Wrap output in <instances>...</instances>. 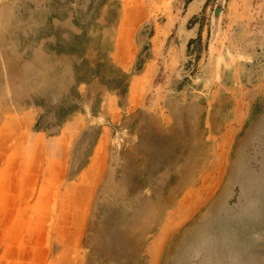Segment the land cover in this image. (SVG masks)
Here are the masks:
<instances>
[{
  "label": "rangeland",
  "instance_id": "374dc122",
  "mask_svg": "<svg viewBox=\"0 0 264 264\" xmlns=\"http://www.w3.org/2000/svg\"><path fill=\"white\" fill-rule=\"evenodd\" d=\"M0 264H264V0H0Z\"/></svg>",
  "mask_w": 264,
  "mask_h": 264
},
{
  "label": "bare ground",
  "instance_id": "6f19581e",
  "mask_svg": "<svg viewBox=\"0 0 264 264\" xmlns=\"http://www.w3.org/2000/svg\"><path fill=\"white\" fill-rule=\"evenodd\" d=\"M213 200H214V199H212L211 202H212ZM211 202H210V203H211ZM181 206H182V205H181ZM181 208H182V207H181ZM181 208H180V209H181ZM194 209H195V208H194ZM178 211H179V209H178ZM213 211H214V210H213ZM183 212H184V210H183ZM183 212L181 211L182 214H183ZM193 212H194V211H193ZM179 215H180V212H179V213L177 212V213L175 214V220H176L177 218H179ZM183 216H184V214H183ZM173 218H174V217H173ZM197 221H198V219H197ZM202 222H203V221H202ZM173 223H174V221H173ZM194 224H195V223H194ZM202 224H203V223H202ZM204 224H205V223H204ZM167 225H168V224H167ZM199 225H200V223H199ZM206 225H207V224H206ZM168 226H169V225H168ZM166 227H167V226H166ZM171 227H172V225H171ZM171 227H169V228H171ZM194 227H195V226H194ZM205 227H206V226H205ZM168 230H169V229H168ZM167 234H168V231H167ZM161 236H162V235H161ZM162 238H163V237H162ZM159 244H160V243H159ZM156 252H157V250H156ZM155 262H156V261H155Z\"/></svg>",
  "mask_w": 264,
  "mask_h": 264
}]
</instances>
